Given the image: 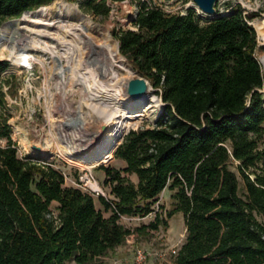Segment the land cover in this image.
Returning a JSON list of instances; mask_svg holds the SVG:
<instances>
[{
	"label": "trees",
	"instance_id": "trees-1",
	"mask_svg": "<svg viewBox=\"0 0 264 264\" xmlns=\"http://www.w3.org/2000/svg\"><path fill=\"white\" fill-rule=\"evenodd\" d=\"M51 2L0 0V27ZM94 2L83 8L97 11ZM137 14L136 29L114 33L164 108L117 145L123 168L101 166L111 196L98 198L110 214L91 192L66 184L61 169L17 154L0 85V264H102L128 237L167 225L178 211L187 232L173 264H264V71L255 27L241 8L202 19L193 7L167 13L144 1ZM9 65L0 57V82L11 86ZM166 187L173 202L164 216L121 221L150 214Z\"/></svg>",
	"mask_w": 264,
	"mask_h": 264
},
{
	"label": "rangeland",
	"instance_id": "rangeland-1",
	"mask_svg": "<svg viewBox=\"0 0 264 264\" xmlns=\"http://www.w3.org/2000/svg\"><path fill=\"white\" fill-rule=\"evenodd\" d=\"M52 1L49 4L37 6L35 9L26 10L20 16L8 18L2 23L0 32L2 26L8 22L11 23L10 30L13 29L15 31L17 28V23L15 22L17 20L22 19V16L25 15L30 19H34V12L44 7L46 14L41 16L38 25H31V21L29 20L22 21L21 26H23L25 32L27 31L28 39H32L34 36V33L31 32L32 30L38 27L46 28L47 22H50L53 18H57L65 21L69 20L75 24L89 22L94 38H99L101 34H107L109 41L113 45L117 44L120 49L118 38L114 32L115 30H119V28H137L134 19L137 17V12L144 1L149 5L161 7L167 13H184L190 7H193L202 19L212 18L214 15H221L223 13L229 14L236 8H241L246 13L249 24L256 29L257 41L259 42L256 54L259 56L264 71V40L258 32L257 26H255V21L264 15V0H218L215 5L217 13L214 15L202 12L194 0H95L93 5L96 6L97 11L83 8L84 0ZM104 4L109 6L108 15L103 13ZM86 6H91V3H86ZM129 12L131 15L128 16L127 13ZM53 29L57 31L58 28L54 27ZM43 37L51 41L53 40L48 35ZM11 46L12 42L10 41L0 45V57L9 60L10 63L8 69L3 73V78L4 80L10 79L11 86L10 84L6 85L1 82L0 85L7 93L6 106L10 113L9 124H11L12 128V139H14L17 145V154L25 159L32 158L47 162L54 168L61 169L70 178L73 177L75 179L78 178L82 171L92 168L101 184L102 190H104V195L110 197V186L104 183L103 174L105 170L101 166L110 165L123 168L124 159L119 156L116 157L114 151L130 129L141 126L146 127L155 123V119L164 108L163 100L158 94L157 88L149 81L153 92L160 99L158 103L156 101L147 103L148 108L145 115L132 120L125 117L124 121H129L127 128L123 130L120 137L114 143L107 144L104 147L113 153L110 159L104 160L95 156L99 153V148L104 143V138L100 136H98V139L91 138L79 144V148L71 152L67 150V148L71 149L70 147H65L67 140L61 132L59 120L64 119L67 114L77 111L79 106L84 104L85 98L89 96V92H85L83 84L78 81V75L82 74L84 69L77 66V60H74L76 53L71 57L68 55L55 56V54L45 53L41 49H32L31 53H34V57L36 58L30 60V63L18 64L8 56ZM80 51L82 50L78 49L76 57H79ZM119 51L124 56V59L134 68L132 60H129L121 50ZM97 54L94 53L92 57L97 56ZM59 59L68 66L66 70L67 81L64 87L60 75L55 72V68L53 69ZM89 65H94V62H91ZM134 71L133 77L140 75L135 68ZM122 73L124 72L122 71ZM87 74L93 78L92 71L87 72ZM9 86L12 92L8 90ZM62 102L66 103L67 107L59 110L56 105ZM85 122V125H83L85 129H81L82 135L88 136V134H85L86 130L100 134L101 121L94 117H88ZM108 130H110V127ZM74 132L73 126L65 130L68 137H71ZM56 134L60 142L50 144L48 141V143L47 140ZM232 168L240 179V193H243L245 190L244 179H242L236 164H233ZM131 175V179H136L135 176L132 177ZM65 183L68 185L73 183V185L78 186L69 179L68 183L67 181ZM171 192L172 190L166 187L158 195L159 198L153 204L155 209L150 211L147 217L143 219H131L128 215H125L121 217V221L128 226H135L149 223L155 218L157 212L162 213L164 216L166 209L172 207L173 197L171 196ZM93 195L99 201V194L94 193ZM186 232L187 226L185 224L184 212L178 211L168 218L167 225H160L159 229H152L147 235L135 233V235L126 239L122 247L111 251L99 262L102 264H173L175 257L171 253V249H178L181 246L186 237ZM139 247L149 252L146 259L142 262H137L134 258L135 251ZM66 264L78 263L74 260L67 261Z\"/></svg>",
	"mask_w": 264,
	"mask_h": 264
},
{
	"label": "bare ground",
	"instance_id": "bare-ground-1",
	"mask_svg": "<svg viewBox=\"0 0 264 264\" xmlns=\"http://www.w3.org/2000/svg\"><path fill=\"white\" fill-rule=\"evenodd\" d=\"M45 14V8L42 7L34 12V19L28 18L27 15L22 16V19L15 22L17 23L15 31L13 29L10 30L11 23L4 24L1 28L0 45L8 41L12 42L8 56L18 64L30 63V60L36 58L34 57L35 54L31 53L32 49H41L45 53L55 54V56L68 55L71 57L76 53L74 60H77L78 67L84 69L82 74L78 75V81L83 84L84 91L89 92V96L87 95L88 98H85L84 104L80 105L77 111H73L67 114L64 119L59 120L61 132L67 140L65 147H70L71 149L67 148V150L72 152V150L79 148V144L91 138L98 139V136H100L104 138V143L100 146V151L95 156L108 160L113 153L104 147L107 144L114 143L123 130L127 128L129 121H124V118L127 117L132 120L145 115L148 108L147 103L151 101L158 103L160 99L153 92L149 83L146 92L142 96L133 97L128 90L129 82L135 72L133 66L124 59V56L119 51V46L117 44L113 45L109 41L107 34L100 33L99 38H94L89 22L75 24L69 20L53 18V20L47 22L46 28L38 27L32 30L31 32L34 33V36L32 39H28L27 31L25 32L23 26H21L22 21L29 20L31 25H38L41 16ZM255 26H257L258 32L264 40V15L255 21ZM54 27L58 28L57 31L53 29ZM47 35L53 40L43 37ZM78 49L82 51H80L79 57H76ZM94 53L98 54L92 57ZM57 62L53 69L55 68V72L60 75L64 87L67 81L66 70L68 66L60 59ZM91 62H94V65L90 66ZM90 71L93 73V78L87 74ZM65 104L63 102L58 103L56 107L61 110L67 107ZM88 117H94L106 123V127H100V134L86 130L85 134H88V136L82 135L81 129ZM71 126L74 127L75 132L71 137H68L65 130ZM109 127L110 130H108ZM57 134L49 138L47 142L49 141L50 144L59 143L60 140ZM96 188L100 191L102 190L100 184H97Z\"/></svg>",
	"mask_w": 264,
	"mask_h": 264
},
{
	"label": "built area",
	"instance_id": "built-area-1",
	"mask_svg": "<svg viewBox=\"0 0 264 264\" xmlns=\"http://www.w3.org/2000/svg\"><path fill=\"white\" fill-rule=\"evenodd\" d=\"M64 173V172H63ZM65 181H67L68 179L73 181L74 183H76L79 187H81L83 190L85 191H89L92 194L97 193L100 195V192H102L101 195L104 194V190H99L96 188L97 184H100L97 177L95 176L93 169L92 168H87L86 170L82 171L78 178H70L67 174H65ZM101 185V184H100ZM149 215V214H148ZM148 215H132V216H128L131 219H143L145 217H147ZM179 248H172L171 249V253H173V255H175L178 252ZM149 252L146 251V249H142V248H137L135 251V260L137 262H142L146 259V256L148 255Z\"/></svg>",
	"mask_w": 264,
	"mask_h": 264
},
{
	"label": "water",
	"instance_id": "water-1",
	"mask_svg": "<svg viewBox=\"0 0 264 264\" xmlns=\"http://www.w3.org/2000/svg\"><path fill=\"white\" fill-rule=\"evenodd\" d=\"M196 5L203 11L207 12L210 14H215L216 12V3L218 0H194ZM127 15H131L130 12L127 13ZM217 15H214L216 17ZM149 80L148 78L139 75L137 77L131 78L129 85H128V90L129 92L133 95L134 98H138L142 96L146 92V88L148 87ZM164 103V101H163ZM101 127H106V123H101ZM38 148L37 146H35Z\"/></svg>",
	"mask_w": 264,
	"mask_h": 264
},
{
	"label": "crops",
	"instance_id": "crops-1",
	"mask_svg": "<svg viewBox=\"0 0 264 264\" xmlns=\"http://www.w3.org/2000/svg\"><path fill=\"white\" fill-rule=\"evenodd\" d=\"M126 165V161L124 160V162H123V166L122 167H124ZM134 174V175H133ZM131 176L133 177V176H135L136 177V179H133V181L135 180V181H137V174L136 173H133ZM105 177V173L103 174V178ZM134 177V178H135ZM67 183H68V180H67ZM73 183H70V185H72ZM165 189V188H164ZM99 202V203H98ZM96 203H97V206L99 207V208H101L103 211H104V213H106V214H110V210H105L104 209V207H103V205H102V203L100 202V200L99 201H97L96 200ZM52 205L54 206V209H55V207L58 205V201H53V203H52ZM123 217L125 216V215H122ZM128 216H132V215H128ZM124 245V243L123 244H120V246L119 247H117V249L118 248H120V247H122Z\"/></svg>",
	"mask_w": 264,
	"mask_h": 264
}]
</instances>
